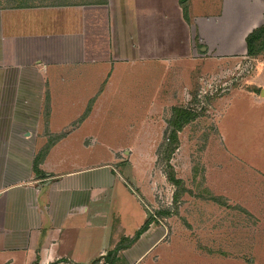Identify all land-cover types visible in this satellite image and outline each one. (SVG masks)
<instances>
[{"label":"crops","instance_id":"crops-1","mask_svg":"<svg viewBox=\"0 0 264 264\" xmlns=\"http://www.w3.org/2000/svg\"><path fill=\"white\" fill-rule=\"evenodd\" d=\"M35 1L9 0L0 9V264H144L149 258L159 264V249L170 245L167 227L151 223L136 240L146 223L133 234L122 222L105 223L115 180L109 166L89 177V168L65 152L69 139L63 138L35 174L36 156L46 147L40 134L57 135L60 113L80 106L84 114L73 117L88 124L95 97L83 95L78 105L80 96L51 88L76 80H52L50 71L186 59L204 64L206 54L215 61L249 58L246 38L264 24V0H220L219 10L190 18L192 0Z\"/></svg>","mask_w":264,"mask_h":264},{"label":"rangeland","instance_id":"rangeland-1","mask_svg":"<svg viewBox=\"0 0 264 264\" xmlns=\"http://www.w3.org/2000/svg\"><path fill=\"white\" fill-rule=\"evenodd\" d=\"M8 1L0 0V9ZM192 1L187 18L220 9V0ZM178 62L50 71L52 80H76V86L67 80L51 88L80 96L78 105L83 95L95 97L89 99L88 124L73 117L84 114L83 107L67 109L57 117V135L40 137L45 145L68 138L65 152L89 168V177L109 166L115 180L105 223L122 222L131 234L146 220L168 228L170 245L159 249V264H264V57L215 61L206 54L204 64ZM176 108L198 117L177 133V149L168 159ZM171 173L184 189L177 204Z\"/></svg>","mask_w":264,"mask_h":264},{"label":"trees","instance_id":"trees-1","mask_svg":"<svg viewBox=\"0 0 264 264\" xmlns=\"http://www.w3.org/2000/svg\"><path fill=\"white\" fill-rule=\"evenodd\" d=\"M186 13V12H185ZM246 46H247V56L251 59L253 58H263L264 57V24L253 30L246 38ZM198 117L197 114L192 113L190 111H187L185 109L176 108L173 110V116L170 120V124L172 127V130L170 132L168 142L170 143L167 146L166 154L168 155L167 158L175 152L178 145V139H177V133L184 129L185 126L190 125L195 119ZM52 145H46L44 149H42L40 152H38L35 162H34V172L35 174H39L38 167L43 162L45 157L50 151V148ZM170 182L178 187V192L174 195L173 201L175 204L178 203L180 198L182 197V194L184 192V189L182 186V181L175 179V176L171 173L169 175ZM163 215H167L166 213H162ZM152 220H147L146 224L143 226V228L136 234L135 239H139L142 234H144L151 224ZM99 262V261H97ZM97 262L93 264H97ZM112 261L106 262V264H112Z\"/></svg>","mask_w":264,"mask_h":264},{"label":"water","instance_id":"water-1","mask_svg":"<svg viewBox=\"0 0 264 264\" xmlns=\"http://www.w3.org/2000/svg\"><path fill=\"white\" fill-rule=\"evenodd\" d=\"M203 50H205V49H203ZM260 96L264 99V89L261 90V92H260Z\"/></svg>","mask_w":264,"mask_h":264},{"label":"built area","instance_id":"built-area-1","mask_svg":"<svg viewBox=\"0 0 264 264\" xmlns=\"http://www.w3.org/2000/svg\"><path fill=\"white\" fill-rule=\"evenodd\" d=\"M100 264H103V263H100Z\"/></svg>","mask_w":264,"mask_h":264}]
</instances>
